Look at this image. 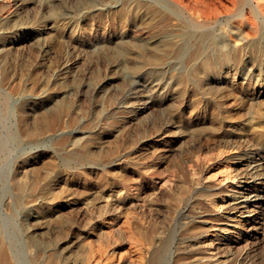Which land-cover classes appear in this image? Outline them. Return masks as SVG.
Returning <instances> with one entry per match:
<instances>
[{
	"label": "rangeland",
	"instance_id": "obj_1",
	"mask_svg": "<svg viewBox=\"0 0 264 264\" xmlns=\"http://www.w3.org/2000/svg\"><path fill=\"white\" fill-rule=\"evenodd\" d=\"M165 2L0 0V264H264V25Z\"/></svg>",
	"mask_w": 264,
	"mask_h": 264
},
{
	"label": "bare ground",
	"instance_id": "obj_2",
	"mask_svg": "<svg viewBox=\"0 0 264 264\" xmlns=\"http://www.w3.org/2000/svg\"><path fill=\"white\" fill-rule=\"evenodd\" d=\"M166 1L167 2L161 4L162 8L156 6L154 8L155 10L151 9L150 15H151V19L152 18L154 19L157 16L158 17V19H156L157 21L166 23L169 20L173 19L175 20V23L178 24L179 26L178 30L181 33L182 40L181 42H179V44H177V48L175 47L177 54L182 55L187 51L190 44V36H193L195 33H197V31L201 29L210 30L214 36H219L221 39H219V41L214 43V47H212L210 50L211 57L210 58L207 57L208 59L205 60L206 63L213 64L217 67L231 64V62H234L236 60L235 59L237 58L236 53L239 52V47L237 45V41L235 38L238 39L240 38L243 39V41L247 42L248 37L259 30L258 29L259 24L264 25V0H166ZM234 19H236L237 22L242 23L245 25V27H247V29H242V27L240 28V26L237 27L236 29L238 31L235 32V36L233 32H230L229 25L227 26L228 29L226 30L223 29L222 27L223 24L229 23V20H234ZM202 33L204 34V32ZM201 41L203 42L202 38ZM230 41H233L234 43L231 46H230ZM204 43L205 42H203V44ZM8 243L11 242L9 241ZM3 263L8 264L6 261H4ZM106 263H108V261H106Z\"/></svg>",
	"mask_w": 264,
	"mask_h": 264
}]
</instances>
